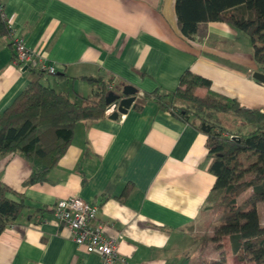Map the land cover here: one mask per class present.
Returning a JSON list of instances; mask_svg holds the SVG:
<instances>
[{"label": "crops", "instance_id": "obj_1", "mask_svg": "<svg viewBox=\"0 0 264 264\" xmlns=\"http://www.w3.org/2000/svg\"><path fill=\"white\" fill-rule=\"evenodd\" d=\"M1 5L11 33L0 38V118L32 77L16 62L17 39L55 66L46 84L73 101L97 92L83 78L113 79V89L133 86L142 95L176 91L189 70L209 79L214 92L264 112V84L253 77L260 71L249 36L211 22L186 38L176 0ZM196 95L207 91L197 89ZM207 142L203 130L150 101L117 120L78 124L46 182L25 185L34 163L20 153L0 155V183L11 190L6 197L24 206L0 235V264H103L77 246L53 214L57 202L71 197L99 208L97 221L106 236H121L118 250L125 262L117 264H212L223 253L226 263L235 264L230 238L223 239L222 253L211 240L218 228L211 213L221 211V196L212 191L216 177ZM221 217L222 212L218 222Z\"/></svg>", "mask_w": 264, "mask_h": 264}, {"label": "trees", "instance_id": "obj_2", "mask_svg": "<svg viewBox=\"0 0 264 264\" xmlns=\"http://www.w3.org/2000/svg\"><path fill=\"white\" fill-rule=\"evenodd\" d=\"M176 13L180 31L189 39L197 34L200 24L211 22L247 34L255 63L264 74V0H176ZM10 33L0 0V38ZM30 70L29 86L0 118V155L20 153L34 163L25 185L48 180L71 143L75 127L106 117L109 94L125 98L122 86L109 90L113 79L83 78L97 87V92L73 101L67 93L46 84L47 74ZM197 89L206 90L207 95H196ZM150 101L198 129L209 127L205 134L212 159L210 172L216 177L212 191L221 196L223 210L213 241L221 243L229 237L239 262L264 264V226L259 212V205L264 204V112L242 107L237 100L214 92L209 79L189 70L181 76L176 91L138 94L134 109L141 110ZM229 116L241 123L236 130L226 123ZM248 127L255 128L247 131ZM9 192L0 183V235L24 208L6 197ZM248 192L251 194L240 202Z\"/></svg>", "mask_w": 264, "mask_h": 264}, {"label": "built area", "instance_id": "obj_3", "mask_svg": "<svg viewBox=\"0 0 264 264\" xmlns=\"http://www.w3.org/2000/svg\"><path fill=\"white\" fill-rule=\"evenodd\" d=\"M15 55L20 68L27 67L39 70L47 75L56 74L55 66L36 58L23 40H15ZM113 86L111 85L109 90H113ZM118 109V104H111L106 110V117L118 112ZM230 138L233 139L234 136H230ZM98 213L99 208L97 206L87 203L80 197L61 200L53 208L55 218L71 230L77 246L85 248L89 254L100 256L103 264L125 262L118 250V242L121 236L118 238L106 236L104 224L97 221Z\"/></svg>", "mask_w": 264, "mask_h": 264}, {"label": "water", "instance_id": "obj_4", "mask_svg": "<svg viewBox=\"0 0 264 264\" xmlns=\"http://www.w3.org/2000/svg\"><path fill=\"white\" fill-rule=\"evenodd\" d=\"M253 77L258 82L264 84V74L263 73L256 72ZM122 94L125 97L123 99L121 98V96H119L115 93L109 94V96L107 98V103L109 105H111L113 103L119 105L118 112H115L110 116V118L113 120L119 119L120 115H127L128 114L129 110L134 106V104L137 100L138 91L133 86H125L123 91H122ZM202 130L204 132H208L209 127L204 125L202 127Z\"/></svg>", "mask_w": 264, "mask_h": 264}, {"label": "rangeland", "instance_id": "obj_5", "mask_svg": "<svg viewBox=\"0 0 264 264\" xmlns=\"http://www.w3.org/2000/svg\"><path fill=\"white\" fill-rule=\"evenodd\" d=\"M249 40H250V44H251V38L249 37ZM229 118V120L226 122L228 125H230L231 126V128L232 129H237L239 126H240V122L238 121V120H236V119H234L232 116H229L228 117ZM255 127H248V129H247V131H250V130H252V129H254ZM227 136V135H226ZM251 193L250 192H248V193H246L245 195H243L240 199H239V201L240 202H242L244 199H246L249 195H250ZM220 207V206H219ZM221 212H222V214H223V210L221 209V211L220 210H216V211H214V213L212 212L211 213V215H212V220H213V225H214V227H218L219 226V224H220V221L218 222V220H219V218H220V216H221ZM259 212H260V215H261V213H263L264 214V204H260L259 205ZM222 218V217H221ZM262 224H263V226H264V218L262 217ZM215 223V224H214ZM212 241H213V238L211 239ZM214 242V241H213ZM216 244H217V242H215ZM218 245V249L221 251V253L223 252V250L225 251V248H224V245H223V240H222V242L221 243H218L217 244ZM219 246H221V248H219ZM227 249H228V247H227ZM226 249V250H227ZM228 251V254H230V251L229 250H227ZM226 253V252H225ZM236 258V257H235ZM226 259H225V254L223 253L222 255H221V257L219 258V261L218 262H216V263H212V264H225L227 261H225ZM226 264H229V262L228 263H226ZM235 264H242L241 262H239L238 260H237V258L235 259ZM243 264H254V263H251V262H245V263H243Z\"/></svg>", "mask_w": 264, "mask_h": 264}]
</instances>
